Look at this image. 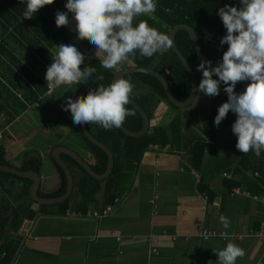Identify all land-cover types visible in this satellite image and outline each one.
<instances>
[{
  "label": "crops",
  "instance_id": "obj_1",
  "mask_svg": "<svg viewBox=\"0 0 264 264\" xmlns=\"http://www.w3.org/2000/svg\"><path fill=\"white\" fill-rule=\"evenodd\" d=\"M15 26V22L9 25L8 21L0 18V111L9 115L6 124L4 121L0 124V144L5 137L10 143H23V155L8 149L6 153V159L10 162L16 160L18 167H23L25 161L32 157L41 158L40 195L47 196L64 185V172L57 169L52 155L57 146L72 148L89 163L92 152L82 141L64 142L63 137L70 133L74 139L77 138L71 112L62 110L66 99L72 97L70 85L63 98L60 93L55 96L56 88L49 89L38 101H32L33 91H37L33 81L44 79L47 85L46 64L36 60V52L38 48L50 47L44 44L34 48L28 42L33 34L25 29L17 32ZM68 27L75 33L71 45L83 53L87 51L91 43L87 39H78L75 22L69 20ZM61 44H55L50 52L56 55V47ZM17 85L28 91V95L19 93L22 104L20 114L15 106L12 107L16 105ZM7 99L12 102L1 105ZM47 100H51L50 105H55L54 112L50 114L53 120L43 114L39 118L46 122L59 119L56 123L60 121V129L55 124H44L41 133L46 141L42 143L44 148L38 150L39 146L30 139H23V134L29 132L17 124L31 113L33 115V110L43 113L46 108L42 104ZM192 108H202L209 113V96L197 93ZM176 114L177 111L161 103L150 127L168 126ZM228 139L227 144L207 142L200 165L203 175L193 168L188 151L150 146L135 163L127 189L117 193L109 203L114 204L115 199L120 197L119 204L110 215L98 220L91 215L108 205L104 202V189L98 197L99 201L89 204L86 210L83 196L79 192L73 195L74 187L72 201L65 213H62L60 204L39 205L34 202L31 205L34 217L26 219L18 231L23 244L13 264H218L216 253L229 242L245 251L236 264H264V239L253 235L264 225V183L256 175L259 172L251 171L247 176L252 182L240 177L245 181L240 179L234 186L237 181L234 173L241 167V159L231 134ZM181 151L184 156L179 154ZM44 165L48 168L46 174H42ZM254 181L262 189L253 187ZM8 184L15 190L17 186L21 189L22 185L18 182ZM72 212L81 213L84 217L70 216ZM221 214L230 221L227 229L220 223ZM198 226L227 232L228 239L214 237L203 241L197 236Z\"/></svg>",
  "mask_w": 264,
  "mask_h": 264
},
{
  "label": "trees",
  "instance_id": "obj_2",
  "mask_svg": "<svg viewBox=\"0 0 264 264\" xmlns=\"http://www.w3.org/2000/svg\"><path fill=\"white\" fill-rule=\"evenodd\" d=\"M155 2L157 4L156 12L150 16L142 15L135 18L133 26L143 20L150 27L169 35L175 26L186 24L195 31L202 52L207 57L222 62L223 53L227 51L228 45L221 46L220 40L227 32L218 16V11L226 4L239 8L242 6L240 0H155ZM66 3L67 0H54L52 5L40 9L32 19H24L23 13L26 10L27 0H0V18L2 20L8 21L9 25L15 22L17 32L21 29L30 31L33 37L27 41L34 48L37 49L44 44L50 47L43 50L38 48L37 57L35 56L36 60H40V63L44 62L46 64V68L50 66L52 58L55 56L50 52L51 47H54L59 42L71 45L75 39V33L70 27L57 28L56 26V14L59 11L67 12ZM68 17L69 20L75 22L71 13H68ZM176 44L200 82L202 72L196 69L201 59L197 55L186 30L177 32ZM102 59L103 57L96 56L95 52L91 60L84 61L81 65V67H95L96 72L87 81L71 85L73 99L80 96L86 97L90 90L98 89V87H107L113 82L116 70L103 68L101 66ZM131 66L151 68L162 75L170 85L172 94L177 102L183 103L189 99L191 95L190 77L172 49L164 53L158 52L151 58L141 56L139 51H137L135 56L124 64V67ZM122 78L129 79L134 84L135 87L130 99L144 110L150 121L153 120L155 111L161 103H165L177 110L178 114L168 126L150 127L148 133L141 138L125 135L120 129L105 130L97 124H87L91 133L110 147L114 153L115 161L114 169L104 186L103 181L92 178L76 160L69 155H63L74 178L75 192L73 195L80 193L83 196L84 210L89 204H95L99 201L98 197L103 189L105 205L111 203L117 193L124 192L130 183V175L135 169V163L150 146L156 144L161 147L169 145L177 150L188 151L193 168L200 175L204 174V171L200 169V165L203 162L208 141L227 144L229 143L228 137L231 134L233 136V145L236 148L238 138L232 131V125L237 117H234L230 111L219 127L214 125L218 108L227 102L228 99L227 94L223 91L225 85L222 82L220 84V94L216 97H209L211 107L209 113L202 108L194 109L191 107L182 114L179 108L173 107L169 103L163 86L155 78L143 74H131ZM213 78L218 79L215 76ZM33 82L37 91H33L32 101L36 102L41 96L46 95L49 89L44 84V79L36 78ZM244 86L245 82L238 83L235 88L236 93L240 94ZM126 107L134 111L135 115L127 117L123 125L129 131L138 132L143 128V118L129 105ZM75 128L92 152L90 161L92 170L97 174L105 173L108 167L107 153L103 148L87 139L81 126L75 125ZM6 153L7 147L0 144L1 164H11L6 159ZM238 154L241 159V167L234 173V177L237 179L233 183L234 186L238 185L237 183L240 179L245 181L244 178L240 177H246L251 181V178L249 179L247 176V173L251 171L261 173L263 177L260 179V175L259 181L264 183V152L261 153L259 158L251 151L247 154L238 151ZM219 160L221 159L219 158ZM41 162V158L32 157L25 161L22 169L40 172ZM61 171L63 172L62 169ZM63 179V187L59 191L47 195V197L57 198L64 195L67 188L64 173ZM9 182L22 184L19 194H11V191L6 188V184ZM31 184V180L0 172V191L2 192V204H0V264H13L23 244L18 231L26 219H32L35 215L31 211V205L34 201L29 197ZM252 184L253 187L258 186V188L262 189L261 185L259 186L255 181ZM201 185L200 187L202 188ZM72 196L65 203L60 204L62 213L66 212L72 201Z\"/></svg>",
  "mask_w": 264,
  "mask_h": 264
},
{
  "label": "clouds",
  "instance_id": "obj_3",
  "mask_svg": "<svg viewBox=\"0 0 264 264\" xmlns=\"http://www.w3.org/2000/svg\"><path fill=\"white\" fill-rule=\"evenodd\" d=\"M53 3L54 0H27L24 19H32L40 9ZM240 4L239 8L226 4L219 9L218 16L227 32L220 45L228 48L216 67L211 61L201 60L196 70L202 72V79L193 91L216 97L221 82L225 85L223 91L228 99L218 108L214 125L219 127L230 111L236 114L232 131L238 138L237 150L243 154L254 152L259 158L264 152V0H240ZM65 8L67 12L56 14L57 28L69 25L71 13L78 39H87L95 46L105 69L119 72L137 51L151 58L173 47L168 34L150 27L146 21L133 26L135 18L156 12L155 0H67ZM56 48L46 70L48 89L79 84L96 72L95 67H81L85 55L76 46L61 44ZM245 81H250L246 90L237 94V84ZM134 87L129 79L120 78L107 87L90 90L86 97L69 96L62 110L71 112L76 126L97 124L105 130L119 129L127 117L135 115L126 107ZM219 219L225 229L230 226L223 214ZM221 236L228 239L227 232ZM216 254L218 264H236L245 251L229 242Z\"/></svg>",
  "mask_w": 264,
  "mask_h": 264
},
{
  "label": "water",
  "instance_id": "obj_4",
  "mask_svg": "<svg viewBox=\"0 0 264 264\" xmlns=\"http://www.w3.org/2000/svg\"><path fill=\"white\" fill-rule=\"evenodd\" d=\"M180 30H186L187 31V33L189 34V36L191 38L192 44L195 48V51L201 60L211 61L212 66H215V67L218 66L219 63H221V62L207 57L202 52L199 41H198L197 36H196V33L190 26H188L186 24H180V25L175 26L170 31L169 36L173 40V47L171 49L176 54V56L178 57V59L180 60V62L182 63V65L184 66V68L186 69V72L188 73V75L190 77L191 95L186 102H183V103L177 102L175 100L173 94H172V91H171V88H170V85L168 84V82L164 79V77L162 75L156 73L155 70H153L151 68L136 67V66L124 67V65H123L121 67V69L119 70V72H116L113 82L117 79H120V78L126 76V75H131V74L148 75V76L155 78L156 80H158L161 83V85L163 86V88L165 90V93H166V96H167L169 103L173 107L179 108L181 110L182 114L185 110L191 108L192 104L194 103L195 98L197 96V92H194L193 90L195 88H198L199 81H198L197 76H195L196 74H194L192 68L190 67L188 61L183 56L182 52L179 50V48L176 44V34ZM249 83H250V81H245V86H244L243 90L241 91V93L246 90V87L248 86ZM128 105L130 107H132L139 115L142 116L143 128L141 130H139L138 132H132V131H129L128 129H126V127L124 125H122L119 129L125 135L131 136V137H136V138H141L142 136H144L148 133V131L150 129L151 121H150L148 115L144 112V110L141 107H139L133 100L130 99V103ZM232 115L234 117H237L236 114H234V113H232ZM81 127H82L87 139L89 141L93 142L94 144L100 146L101 148H103L105 150V152L107 153V155H108V167H107L105 173H103V174L95 173L92 170L90 163L88 161H86L82 156H80L78 154V152H76L75 150H73L72 148H70L68 146H63V145L57 146L55 148L53 154H52L53 157L55 158L57 169L59 170L61 168L63 170L65 178H66V182H67L66 192L61 197L50 198V197H47L44 195H40L41 180H42L40 172H37L35 170H23L22 167H15V165H12V164H1V163H0V172L11 174V175H14V176L22 178V179L31 180L32 184H31L30 189H29V197L32 201H34L35 203H37L39 205H52V204L65 203V201H67L70 198V196L73 192L74 178H73L72 171L69 168L68 163L66 162V160L63 157V154L69 155L74 160H76L81 165V167H83V169L92 178H94L98 181H103L104 186H105L109 176L111 175V173L114 169V161H115L114 160V153L108 145H106L104 142L100 141L98 138H96L91 133L88 125H83Z\"/></svg>",
  "mask_w": 264,
  "mask_h": 264
},
{
  "label": "rangeland",
  "instance_id": "obj_5",
  "mask_svg": "<svg viewBox=\"0 0 264 264\" xmlns=\"http://www.w3.org/2000/svg\"><path fill=\"white\" fill-rule=\"evenodd\" d=\"M60 12V11H59ZM25 56H27V55H25ZM31 57V56H30ZM30 57H28L27 59H28V61H27V63H29V61H30ZM202 79V78H201ZM201 81V80H200ZM200 83V82H199ZM21 85V84H20ZM69 85H63V86H61V87H59L57 90H56V94H55V96L57 95V94H59L60 93V97H64L65 96V92L64 91H67L69 88ZM70 87H71V85H70ZM71 89H72V87H71ZM16 92H15V94H16V99H15V101H16V105H12V107H14L15 106V110H16V112H18L19 114L22 112L21 111V109H20V106L22 105L20 102H19V93H23L24 95H28V91H27V89L26 88H24L23 86L22 87H19L18 85L16 86ZM12 98V97H11ZM57 98H59L58 96H57ZM12 100V99H11ZM12 101H9L8 99L5 101V102H2L1 103V105H5V104H9V103H11ZM50 103H51V100H47L46 102H44V104H42L43 105V107L44 108H46V110H44V112L43 113H41L40 111H37V110H33V115H32V113H31V115L29 116V117H27L26 119H22V123L21 122H19L18 124H17V126L18 127H25L26 129H27V132H29V133H27V134H23V136H24V140L25 139H30L33 143H35L37 146H39V149L38 148H35L36 150L38 149V150H42V148H44V146L42 145V143L44 142V141H46V137H44V135H42V133H41V129H42V127L44 126V124H46V126H52V125H54L55 124V126L57 127V129L59 130L60 129V121L58 122V123H56L59 119H55L53 122H49V120H47V122L46 121H44L43 119H40L39 117H40V114H43V116H46L48 119H50V120H53V119H51V117L53 116V115H51V117H50V114H52L53 112H54V110H55V105H50ZM167 105V104H166ZM168 106V105H167ZM169 107V106H168ZM169 108H171V107H169ZM173 109V108H172ZM174 110V109H173ZM37 111V112H36ZM175 111H177V110H175ZM0 124H1V122H3L4 121V123L6 124V120L8 119V114L5 112V113H1V111H0ZM22 136V137H23ZM52 138H54V136L52 135L51 136ZM75 137H77L76 139H74V137L72 136V134L70 133L69 135H65V137H63L64 138V142H66V140H67V142H69L70 144H72V143H77V142H79V141H82L83 143H84V145H86L85 144V142H84V140L82 139V137L80 136V134L78 133V131L77 130H75ZM22 142H18L17 144L16 143H10V141H8L7 139H6V137L4 138V140L3 141H1V144H3V145H5L6 147H7V149L9 150V151H12L13 153H19V155H23V143L21 144ZM88 148V147H87ZM17 158V157H16ZM18 159V158H17ZM10 162V161H9ZM12 165H15V167H18V164H17V162H16V160H14L13 162H10ZM47 165H44V169H43V171H42V174L44 173V174H46V172H47ZM8 184V183H7ZM6 184V188L7 189H9V191H11V194H19V191H20V189H19V187L17 186L16 187V190L12 187V186H10L9 184L7 185ZM19 190V191H18ZM1 192V191H0ZM8 194V193H7ZM0 196H2V194H0Z\"/></svg>",
  "mask_w": 264,
  "mask_h": 264
},
{
  "label": "built area",
  "instance_id": "obj_6",
  "mask_svg": "<svg viewBox=\"0 0 264 264\" xmlns=\"http://www.w3.org/2000/svg\"><path fill=\"white\" fill-rule=\"evenodd\" d=\"M213 42L215 43V41L213 40ZM90 47L87 51L84 52V55H85V61H88V60H91L94 55H95V52H96V48L94 45L90 44ZM117 72V71H116ZM157 148H161V146L159 145H153ZM164 150H168V149H172V147H170L169 145H165L162 147ZM180 155L184 156V152L181 151L179 152ZM258 177H260V173H257L256 174ZM225 176H227V174L225 173ZM239 191V190H238ZM235 192V190H234ZM244 193H246L247 195H251L250 192H247V191H244ZM205 200H207V198L205 197L204 198ZM258 199V197H257ZM121 201V198L120 197H117L115 199V202L114 204H108L106 207H104L103 209H100V210H97L95 212L92 213L91 217L95 220H98V219H101V218H104L108 215H110L113 211H114V208L119 204V202ZM73 215H70V216H73L75 218H83V214L81 213H77V212H72ZM90 216V214H89ZM221 233H223L222 231H216V230H211V229H205L203 226H198L197 228V236L202 239L203 241H207L211 238H214V237H218V238H222L224 239L222 236H221ZM254 236L256 237H259V238H262L264 239V225H262L260 227V229L258 230H255V233L253 234ZM25 236H30V235H25ZM237 238H241L240 236H237Z\"/></svg>",
  "mask_w": 264,
  "mask_h": 264
}]
</instances>
